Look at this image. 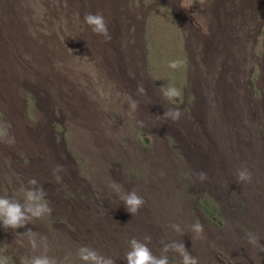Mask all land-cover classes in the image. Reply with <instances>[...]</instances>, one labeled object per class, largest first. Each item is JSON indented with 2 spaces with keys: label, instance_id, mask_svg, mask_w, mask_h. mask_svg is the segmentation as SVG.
I'll return each mask as SVG.
<instances>
[{
  "label": "rangeland",
  "instance_id": "obj_1",
  "mask_svg": "<svg viewBox=\"0 0 264 264\" xmlns=\"http://www.w3.org/2000/svg\"><path fill=\"white\" fill-rule=\"evenodd\" d=\"M107 1L103 15L110 24L122 20L133 56L120 74L103 65L75 14H63V0H19L11 7L0 0L7 10L0 42L64 73L66 83L48 96L34 85L14 94L0 89V125L15 138L0 143V196L22 200L35 180L52 208L22 228L0 225V256L8 264L41 254L56 264H87L78 255L87 246L126 264L136 238L169 264H182L178 253L163 250L174 241L198 264H264V17L244 38L217 5L221 33L234 40L239 57L235 69L222 71L206 68L195 50L202 35L196 27L206 22L201 0H184L192 5L187 10L180 0ZM23 16L22 28L12 24ZM68 28L75 31L69 37ZM170 88L179 95H166ZM170 106L184 116L165 120ZM57 165L64 169L59 181ZM243 168L250 181L238 180ZM120 190L144 198L138 213L126 210ZM196 222L202 234L192 231Z\"/></svg>",
  "mask_w": 264,
  "mask_h": 264
},
{
  "label": "bare ground",
  "instance_id": "obj_2",
  "mask_svg": "<svg viewBox=\"0 0 264 264\" xmlns=\"http://www.w3.org/2000/svg\"><path fill=\"white\" fill-rule=\"evenodd\" d=\"M18 1L19 0H3V3H6V7H11V4H16ZM97 1L101 8V10L100 8L97 9L98 11L96 10L97 7L94 4V0H63L61 5L62 11L63 14L68 15L70 18L72 17L71 14H75L76 18H74V20L78 22L79 33L84 38L88 40L91 38V40L94 41L95 47L93 51H95L96 55H99L104 63L103 65L109 67L113 71V74L123 73L125 68L130 67L133 56L129 49L130 47L123 42L124 28L121 23L122 20H118L117 24H110L107 21V16H104L111 34L110 41H105L100 35L92 34L90 28L82 22L83 16L86 13H106L103 12L105 11L103 6L108 3L107 6L109 7V2L107 0ZM166 1L175 3V0ZM217 5L223 10L225 24H227L226 20L237 22V24L241 26L243 37L246 38L252 34L254 26L264 17V0H203L201 6L204 8L203 18L206 22H204V26H200L198 23L196 27V29H200L202 35L199 33L201 35H199V38L201 39L197 38L200 42H197L198 44L195 46V50L204 57L206 68L210 66H220L223 71V69H231L234 65L236 67L239 57L236 53L238 47L234 43V40L230 39L226 33H221V25L218 24L216 19ZM6 11L7 10H4L2 6L0 7V15L6 14ZM77 14H79V19H77ZM220 16L222 19L221 12ZM24 17L25 16L20 19L12 18V24L18 28H22L23 24L28 22L27 18L23 19ZM215 23H217L218 26H216ZM201 27H204L203 29H205V32ZM74 32L73 29L68 28L66 35L68 37L72 36ZM18 49L19 48L9 40L6 41V39H4L0 42V89L14 94L18 86L30 87V85H34V87L41 91L42 96H48L47 93H50L48 90L52 89L54 91L55 88L59 89L66 86L64 78L61 76V74L64 75V73H57L54 68H50L51 65L50 67L45 66L46 68H43L44 65H40L41 63L37 61H27L24 57H21ZM232 69L235 68L233 67ZM43 101L48 102V97L47 99L44 98Z\"/></svg>",
  "mask_w": 264,
  "mask_h": 264
},
{
  "label": "clouds",
  "instance_id": "obj_3",
  "mask_svg": "<svg viewBox=\"0 0 264 264\" xmlns=\"http://www.w3.org/2000/svg\"><path fill=\"white\" fill-rule=\"evenodd\" d=\"M203 3V0H201ZM191 3L186 4L184 0H180V7L187 10L191 7ZM79 19V14H77ZM83 24L97 35L102 36L105 41L111 40V34L108 29V23L104 15L100 12L86 13L83 16ZM72 51L71 49H69ZM166 95L169 97H177L179 92L175 88H170ZM130 99V98H129ZM135 102H133V105ZM184 116L180 108L167 107L163 116L165 120L178 121ZM0 143L12 145L15 143V138L10 136L8 129L0 125ZM63 166L57 165L54 169L56 173V180L61 179L59 173L62 172ZM198 178L203 181L207 179V174L200 172ZM237 178L240 181H250L251 174L246 168L240 169L237 172ZM30 187L25 190L22 200L12 199L5 196H0V225L5 229H18L29 224L32 219H40L52 213V208L47 200V193L43 186H38L35 180L29 181ZM119 199L124 204L126 210L134 215L144 206V198L135 190L119 191ZM175 230L183 235L179 226H173ZM192 231L197 235L203 233V225L196 222L192 225ZM31 232V230H28ZM41 239H46L41 237ZM150 239L145 237V240ZM30 244L33 249L37 248L36 234L33 233L30 239ZM130 250L126 254V264H169L168 257L156 256L148 247V244L142 240L133 238L129 241ZM164 252L175 251L182 257V264H198V261L191 253L185 248L184 244L179 241H174L172 244H164ZM79 258L87 264H114L110 257H106L97 252L94 248L82 246L78 252ZM67 259V258H66ZM0 264H8L6 256H0ZM27 264H56V261L46 254L35 255L27 261Z\"/></svg>",
  "mask_w": 264,
  "mask_h": 264
},
{
  "label": "trees",
  "instance_id": "obj_4",
  "mask_svg": "<svg viewBox=\"0 0 264 264\" xmlns=\"http://www.w3.org/2000/svg\"><path fill=\"white\" fill-rule=\"evenodd\" d=\"M162 242H163V241H162ZM162 242H161V243H162ZM159 247H160V246H159ZM160 249H161V248H160Z\"/></svg>",
  "mask_w": 264,
  "mask_h": 264
}]
</instances>
